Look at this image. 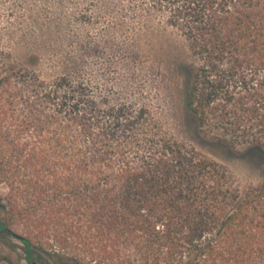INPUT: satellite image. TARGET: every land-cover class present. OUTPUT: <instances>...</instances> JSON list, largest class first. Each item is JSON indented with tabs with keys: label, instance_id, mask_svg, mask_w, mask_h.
<instances>
[{
	"label": "trees",
	"instance_id": "trees-1",
	"mask_svg": "<svg viewBox=\"0 0 264 264\" xmlns=\"http://www.w3.org/2000/svg\"><path fill=\"white\" fill-rule=\"evenodd\" d=\"M82 1L30 26L24 53L0 32V242L27 264H264V176L240 188L90 73L96 27L183 92L197 137L264 162V0Z\"/></svg>",
	"mask_w": 264,
	"mask_h": 264
},
{
	"label": "rangeland",
	"instance_id": "rangeland-1",
	"mask_svg": "<svg viewBox=\"0 0 264 264\" xmlns=\"http://www.w3.org/2000/svg\"><path fill=\"white\" fill-rule=\"evenodd\" d=\"M83 6L85 4L82 0H0V32L3 36L8 31L12 32L24 53L32 47L28 29L30 26L43 22L46 14L72 13ZM74 27L80 32L77 26ZM90 31L95 38L90 51V73L98 94L101 95L103 86H106L104 91L113 93L111 99L153 103L163 113L177 138L194 145L208 157L223 164L233 175L237 186L243 189L261 180L264 176V162L254 152L245 146L232 149L197 137L182 109L183 92L176 94L175 90H170L163 73L157 72L150 60L143 76L134 63L124 62V50L118 54L120 51L113 50L110 45L104 44L102 47L100 28L91 27ZM0 264L27 263L20 248L11 249L0 242Z\"/></svg>",
	"mask_w": 264,
	"mask_h": 264
}]
</instances>
